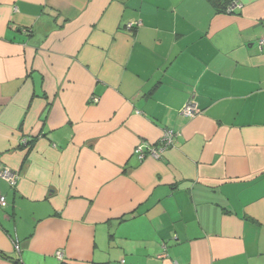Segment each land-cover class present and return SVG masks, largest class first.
Here are the masks:
<instances>
[{
  "label": "crops",
  "instance_id": "1",
  "mask_svg": "<svg viewBox=\"0 0 264 264\" xmlns=\"http://www.w3.org/2000/svg\"><path fill=\"white\" fill-rule=\"evenodd\" d=\"M236 1L0 0V264H264V0Z\"/></svg>",
  "mask_w": 264,
  "mask_h": 264
},
{
  "label": "built area",
  "instance_id": "2",
  "mask_svg": "<svg viewBox=\"0 0 264 264\" xmlns=\"http://www.w3.org/2000/svg\"><path fill=\"white\" fill-rule=\"evenodd\" d=\"M239 7V4L237 2L233 5V10H236ZM130 26H133L132 24ZM261 44H264V39L261 41ZM93 101L95 103L99 102V98H94ZM199 114V109L197 105L193 102H190L183 110L182 115L186 118H194ZM176 137V134L171 130H166L164 137L162 141L160 142V145L158 147H147L144 148L143 146H138L135 149V154L140 160H144L147 156H151L153 158L160 157L166 150H169L174 143V139ZM21 144L24 146L28 145V139H22ZM0 178L6 180L11 185H15L16 181L18 180V176L16 173L12 172L11 170H4L0 172ZM0 205L5 207L7 204L0 200ZM15 251L20 254L21 248L18 243L15 244ZM57 257L59 259H62L63 255L61 252L57 253Z\"/></svg>",
  "mask_w": 264,
  "mask_h": 264
},
{
  "label": "trees",
  "instance_id": "3",
  "mask_svg": "<svg viewBox=\"0 0 264 264\" xmlns=\"http://www.w3.org/2000/svg\"><path fill=\"white\" fill-rule=\"evenodd\" d=\"M208 1L212 4V6L217 11V13H221V14H235L236 13V10H233V5L235 2H237L236 0H208ZM29 144H30V140H28V145ZM159 145L153 146V147H158ZM15 262L19 264L18 260H15Z\"/></svg>",
  "mask_w": 264,
  "mask_h": 264
}]
</instances>
